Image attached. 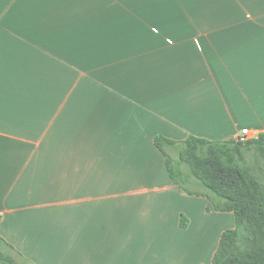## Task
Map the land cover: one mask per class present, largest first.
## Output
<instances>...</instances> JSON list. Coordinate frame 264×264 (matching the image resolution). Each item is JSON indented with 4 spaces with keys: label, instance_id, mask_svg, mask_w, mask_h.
Segmentation results:
<instances>
[{
    "label": "crops",
    "instance_id": "obj_1",
    "mask_svg": "<svg viewBox=\"0 0 264 264\" xmlns=\"http://www.w3.org/2000/svg\"><path fill=\"white\" fill-rule=\"evenodd\" d=\"M243 129L264 133V0H0L18 264H212L234 214L175 183L154 137Z\"/></svg>",
    "mask_w": 264,
    "mask_h": 264
},
{
    "label": "trees",
    "instance_id": "obj_2",
    "mask_svg": "<svg viewBox=\"0 0 264 264\" xmlns=\"http://www.w3.org/2000/svg\"><path fill=\"white\" fill-rule=\"evenodd\" d=\"M154 143L165 156L170 178L184 191L205 196L214 210L234 214V227L221 232L212 264H264V172L243 163L245 151L264 166V133L245 143L195 135L182 140L156 135ZM193 181L203 190L188 188ZM185 224L182 217L181 226ZM12 250L0 237V264H18Z\"/></svg>",
    "mask_w": 264,
    "mask_h": 264
},
{
    "label": "rangeland",
    "instance_id": "obj_3",
    "mask_svg": "<svg viewBox=\"0 0 264 264\" xmlns=\"http://www.w3.org/2000/svg\"><path fill=\"white\" fill-rule=\"evenodd\" d=\"M172 155L174 158H176V153L172 152ZM244 165L250 166L254 172L259 173V168L262 167L263 168V172H264V166L260 165L261 161L257 160V157L254 153L252 152H245L244 151V161H243ZM189 171V170H188ZM262 172V173H263ZM264 174V173H263ZM192 183V182H190ZM188 184V187L190 186L191 188L195 189V190H203V188L196 182L193 181V184ZM217 246V242L216 239L213 238V249L215 251V248Z\"/></svg>",
    "mask_w": 264,
    "mask_h": 264
},
{
    "label": "built area",
    "instance_id": "obj_4",
    "mask_svg": "<svg viewBox=\"0 0 264 264\" xmlns=\"http://www.w3.org/2000/svg\"><path fill=\"white\" fill-rule=\"evenodd\" d=\"M250 139L248 129H243L237 136L236 140L241 143H245Z\"/></svg>",
    "mask_w": 264,
    "mask_h": 264
}]
</instances>
